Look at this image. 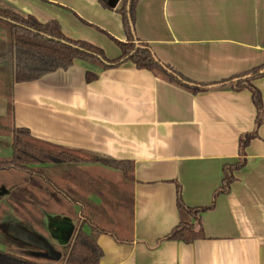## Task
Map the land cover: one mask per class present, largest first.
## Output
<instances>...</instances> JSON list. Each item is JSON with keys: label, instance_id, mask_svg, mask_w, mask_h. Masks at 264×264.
<instances>
[{"label": "crops", "instance_id": "crops-1", "mask_svg": "<svg viewBox=\"0 0 264 264\" xmlns=\"http://www.w3.org/2000/svg\"><path fill=\"white\" fill-rule=\"evenodd\" d=\"M110 5L105 8L97 0H0V7L43 22L57 20L68 37L89 41L116 58L121 51L110 36L127 40L119 12L123 0H110ZM135 34L188 78L220 81L264 62V0H140ZM5 41L0 28V156L12 153L13 128L26 127L42 141L132 163L127 178L100 163L44 166L52 180L60 171L61 178L74 183L76 189L68 188L77 201L83 188L96 206L89 208L93 223L100 228L107 219L112 223L114 229L96 235L103 250L99 264H264V118L257 126L251 91L226 85L192 93L131 62L101 70L82 60L38 80L15 83ZM88 70L98 77L87 81ZM254 84L264 110V76ZM254 132L230 191L200 216L204 238L191 243L167 238L183 218L178 189L188 206L210 205L224 164L238 160L241 138ZM21 181L11 184L24 190L16 192L22 196L17 201L32 198L52 245L34 242L27 248L56 257L53 242L68 243L81 207L74 203L70 213L52 209L53 199L58 200L55 191L45 189L39 197L34 178ZM42 213L52 220L43 223Z\"/></svg>", "mask_w": 264, "mask_h": 264}, {"label": "trees", "instance_id": "trees-1", "mask_svg": "<svg viewBox=\"0 0 264 264\" xmlns=\"http://www.w3.org/2000/svg\"><path fill=\"white\" fill-rule=\"evenodd\" d=\"M103 7L111 9L110 0H97ZM140 0H123L119 10L122 15L127 40L110 38L120 48L121 54L109 58L104 50L82 39L68 37L57 20L40 21L32 14H21L10 8L0 7V28L6 33V45L12 53L13 81L15 83L35 81L58 69H68L75 60H82L98 69L105 70L131 62L137 68L148 69L161 78L180 85L192 93L208 90L217 86H230L236 90L248 89L257 111L256 125L260 126L264 118L263 97L254 80L264 76V62L242 73L221 79L216 82H199L192 80L170 64L162 62L149 43L140 41L135 34L136 6ZM98 73L88 70L86 80L92 81ZM256 136L246 133L240 140V157L234 162L224 164V177L220 187L214 193L213 201L208 206L191 207L182 199L178 189L177 206L182 213V220L167 235V238L191 243L204 238L200 216L203 212L213 209L216 198L230 191L236 180L235 172L246 163V147ZM12 153L0 156V171L16 170L30 176L40 177L42 181L56 190L57 185L45 175L44 166L75 163H100L121 170L125 177L131 176L132 163L115 158L90 153L82 149L53 144L35 138L26 127L13 128ZM73 203L76 200L71 199ZM88 226L90 231L85 227ZM100 232H108L93 223L84 214L81 206L79 220L73 228L64 253L58 262L43 260L41 256L29 250L25 244L19 253L0 248V264H99L103 250L96 240Z\"/></svg>", "mask_w": 264, "mask_h": 264}, {"label": "rangeland", "instance_id": "rangeland-1", "mask_svg": "<svg viewBox=\"0 0 264 264\" xmlns=\"http://www.w3.org/2000/svg\"><path fill=\"white\" fill-rule=\"evenodd\" d=\"M4 37L6 39L7 35L4 32ZM66 165V164H65ZM77 165V164H75ZM75 170V169H73ZM80 170L82 171V168H80ZM91 173H94L95 175L99 174V170L98 169H93L90 168ZM13 175V176H12ZM21 175V176H20ZM45 175H47L45 173ZM88 173L86 174V176L88 177ZM20 176V178L18 177ZM34 178V180L38 183L35 184L34 188L37 193H39V197H43L44 196V191L45 189H50L53 193V191L56 192V195L58 197V200L56 201L55 199H53V207L52 209H59L62 210V208H65V211H67L66 209H68V212L70 213V211L72 210V207L74 205V203L71 201V199L74 200H78L77 194L73 191L70 190L68 187H73L76 189L75 185H73L74 183L69 182L67 179L65 178H61V174L60 171H56L55 174H53V179L55 180V183L57 184V188L59 190H56L55 188H53L52 186L48 185L47 183H45L44 181H42V179L40 177H36V176H30L27 173L24 172H19L16 170L13 171H0V248L2 249H6L9 251H13V252H17L19 253L20 250L22 249L18 244L19 243H23L25 244L27 247L28 246H33L34 242L35 244L38 245V243H40L41 245L48 247V246H52L51 245V239L49 236V233L47 232L46 234V229H44V227L42 226V223L38 220L39 218L36 217L34 208H33V202L32 198L30 200H28V202H20L17 201V197H22L21 195H18L17 193L22 194L24 190L21 189H17V186L12 187L13 185H11L13 182L17 183V182H22V178ZM64 177V176H63ZM104 178H108V175H104ZM101 176V178H103ZM101 178H99L101 180ZM4 180L6 181H10L8 183H6ZM53 180V181H54ZM100 186V184H99ZM108 186H100V188L102 189V191H107ZM17 192V193H16ZM8 193V194H7ZM86 192L83 191V188L80 187V200L77 201L76 204L83 206L84 207V214L86 216H89V208H96L95 204L92 203L89 199V196L87 194H85ZM4 194H6L4 196ZM74 207V206H73ZM74 209V208H73ZM70 210V211H69ZM73 212V210H72ZM15 217V218H13ZM42 221L44 222H48L49 220H52V218L48 217L47 213H42ZM76 218V217H75ZM13 220H17V221H22V224L17 223ZM53 220L55 221H60V218H53ZM94 221V219H93ZM114 221V219H113ZM96 223V222H95ZM102 226L106 227L108 229H114L111 228V224L108 222V219L100 222ZM27 226H31L32 228H30V230L28 229ZM103 227V228H104ZM47 228V227H45ZM128 228V226H125V229ZM38 231L36 234L35 232H33V230ZM44 240L41 239L42 237H44ZM54 241V240H52ZM53 245L55 247V251H56V257L54 256H50L49 252L47 251H42L40 252V250H36V249H29L32 250L34 253H36L37 255L41 256L42 259L46 260V261H52V262H58L60 259V256L64 253V246H60L59 244H55V242H53Z\"/></svg>", "mask_w": 264, "mask_h": 264}, {"label": "flooded vegetation", "instance_id": "flooded-vegetation-1", "mask_svg": "<svg viewBox=\"0 0 264 264\" xmlns=\"http://www.w3.org/2000/svg\"><path fill=\"white\" fill-rule=\"evenodd\" d=\"M66 245H67V244H66ZM66 245H65V246H66ZM65 246H64V247H65Z\"/></svg>", "mask_w": 264, "mask_h": 264}]
</instances>
